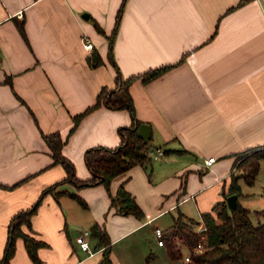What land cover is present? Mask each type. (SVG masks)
<instances>
[{
  "label": "crops",
  "instance_id": "obj_1",
  "mask_svg": "<svg viewBox=\"0 0 264 264\" xmlns=\"http://www.w3.org/2000/svg\"><path fill=\"white\" fill-rule=\"evenodd\" d=\"M122 2L112 40L121 75L174 64L149 81L133 79L128 88L136 119L151 127L150 148L163 153L118 174L108 187L66 182L48 192L30 227L22 226L44 242L37 249L41 264H99L103 246L93 236L92 255L76 242L94 223L108 234L113 264H140L139 255L146 261L152 249L145 241L156 242L154 228L165 235L177 212L200 219L226 201L236 155L264 147V0H0V259L13 215L65 176L44 135L59 132L61 153L76 176L86 178L85 150L116 146L118 128L131 122L127 110L99 105L74 123L101 86L114 84L108 35ZM93 50L102 58L95 67L87 61ZM120 183L141 217L110 206ZM238 183L236 204L264 208V158L252 184ZM167 213L171 220L162 227L157 221ZM9 264H34L21 237Z\"/></svg>",
  "mask_w": 264,
  "mask_h": 264
},
{
  "label": "trees",
  "instance_id": "obj_2",
  "mask_svg": "<svg viewBox=\"0 0 264 264\" xmlns=\"http://www.w3.org/2000/svg\"><path fill=\"white\" fill-rule=\"evenodd\" d=\"M122 6L118 8L115 25L108 35L107 58L115 69L114 84L112 87L101 86L95 101L83 112L74 116V123L87 112L99 105L110 109H125L131 116L128 125L118 128L119 142L116 146L109 147L95 145L84 152V160L90 171V176L79 178L75 174L73 163L61 153L63 140L58 131L45 134L44 139L50 148L54 163H60L65 169V176L48 187L44 188L30 207L16 212L7 228L6 240L0 264H9V260L15 251V240L21 237L25 249L34 264H41L37 249L44 245L40 239H36L23 231L22 226L30 227V218L36 211L41 199L48 193L66 182L76 187L103 184L108 187L112 178L123 173L135 164H146L152 159L150 155L149 140L144 141L137 134V128L141 122L136 119L129 84L135 78L141 81H149L174 64H164L149 68L137 75L123 77L115 63L112 53V40L120 19ZM88 64L92 67L100 65L102 58L96 50L87 56ZM75 125V124H74ZM73 128V126H72ZM264 158V147L253 148L236 155L234 168L237 173H231L227 193H240L238 180L242 179L247 184H252L260 168V160ZM57 194L66 191L55 192ZM81 205L84 200L76 193L69 192ZM110 206L119 214H132L142 216V210L134 196L120 183L115 193L110 198ZM255 217V222L250 218ZM203 226V231H196L193 226ZM171 231L164 235V243L168 248V254L173 259L182 257L181 248L189 252L190 261L186 264H264V208L250 210L237 203L235 209L230 212L225 199L216 202L212 211L201 213L200 219H195L177 212L170 227ZM89 234L93 236L98 246H103L102 259L99 264H113L110 260V239L107 232L99 224L90 226ZM201 234L203 237L201 238ZM200 242V251H193L195 245Z\"/></svg>",
  "mask_w": 264,
  "mask_h": 264
},
{
  "label": "built area",
  "instance_id": "obj_3",
  "mask_svg": "<svg viewBox=\"0 0 264 264\" xmlns=\"http://www.w3.org/2000/svg\"><path fill=\"white\" fill-rule=\"evenodd\" d=\"M82 38H83V41H84V44H83L84 48L86 50H91L92 47H93L92 43L86 38L85 35L82 36ZM149 151H150V155L152 157H157L158 155H161L163 153V151L159 147L155 148L154 150H152L151 148H149ZM213 160H214V157L213 156L208 157L205 160V163L206 164H210ZM204 229H205V227L199 226L197 231L200 232V231H203ZM154 234H155V238H156L157 244L158 245H163L164 244V231L162 229L156 227V228H154ZM200 236L202 238L203 237V234H201ZM88 238H89V230L88 229H83L76 236V242H77V245L79 246V248L81 250L86 251L89 255H92L94 252L90 248ZM201 248H202V245H201L200 242H198L195 245V247L193 248V251H195V252L200 251ZM184 260L186 262H189L190 261L189 253H187L184 256Z\"/></svg>",
  "mask_w": 264,
  "mask_h": 264
},
{
  "label": "rangeland",
  "instance_id": "obj_4",
  "mask_svg": "<svg viewBox=\"0 0 264 264\" xmlns=\"http://www.w3.org/2000/svg\"><path fill=\"white\" fill-rule=\"evenodd\" d=\"M150 143H153V140H150ZM250 218H251V220L253 221V222H255V218H254V216L251 214V216H250ZM171 220V214H169V213H167L166 215H163L162 217H160L159 219H158V221H157V223H159L160 224V226H167L168 225V221H170ZM194 227V229L197 231L198 230V225H196V226H193ZM171 230H169L168 232L166 231L165 232V234H167V233H169ZM150 238H146V247H150L151 249H152V251H150V250H147V252H146V258H144V259H147L146 261L145 260H143V258H142V256H140L139 255V259L141 258V260L139 261V263L141 264H150V263H152V261H154V264H165L164 262H165V260H167V262H168V264H170V262L169 261H171L172 262V264H185L184 263V260H183V257L187 254V253H189L185 248H181V253H182V257L180 258V259H174V260H172V259H170L168 256L169 255H167L168 254V252H167V250L165 251V247H159L157 244H156V242H155V240H154V238H152L150 241ZM169 260V261H168Z\"/></svg>",
  "mask_w": 264,
  "mask_h": 264
},
{
  "label": "water",
  "instance_id": "obj_5",
  "mask_svg": "<svg viewBox=\"0 0 264 264\" xmlns=\"http://www.w3.org/2000/svg\"><path fill=\"white\" fill-rule=\"evenodd\" d=\"M137 134L139 137H141L145 142L150 139L151 135V127L148 123H141L138 128H137ZM236 194H230L229 196L226 197V203H227V208L229 209L230 212H232L235 207H236Z\"/></svg>",
  "mask_w": 264,
  "mask_h": 264
}]
</instances>
